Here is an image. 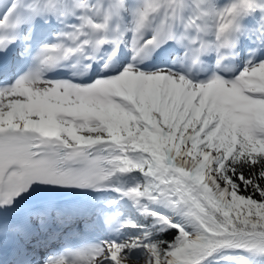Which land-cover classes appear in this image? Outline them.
<instances>
[{"label": "snow or ice", "instance_id": "1", "mask_svg": "<svg viewBox=\"0 0 264 264\" xmlns=\"http://www.w3.org/2000/svg\"><path fill=\"white\" fill-rule=\"evenodd\" d=\"M242 36L264 48V0H0L2 264L264 258V52L227 67Z\"/></svg>", "mask_w": 264, "mask_h": 264}, {"label": "rangeland", "instance_id": "2", "mask_svg": "<svg viewBox=\"0 0 264 264\" xmlns=\"http://www.w3.org/2000/svg\"><path fill=\"white\" fill-rule=\"evenodd\" d=\"M254 17H256L258 19V16H254ZM252 20H255V22H256L255 18L249 17L247 22H246L248 26H250V24L253 23V22L251 23ZM52 30H55V28ZM241 59L243 61V64H242V67H243L245 61L250 59L248 56L247 47L244 48L243 55H242ZM137 177H138V179H142V177H139L138 175H137ZM105 195H106V197L103 199V196H102V198L100 200L101 203L98 202V205L101 206L102 204H108L112 200H117L118 207H119L120 211L123 213L122 217L120 218L122 221L123 220H130V218L132 220L135 215H137V216L140 215V213L136 210V208L132 206L131 202L126 200V199H120L118 193L106 192ZM152 207L154 208V210H158L163 214H169V215L171 214L169 212V210H167V209H158L155 206H152ZM175 219L177 221H181V218L175 217ZM113 227L117 228V227H119V224H114ZM102 228H103V231L106 233L105 237L102 239L123 238L126 235L135 234L138 231L136 229H122L119 233V236H117V234L115 232L110 233L109 231L105 230V228L103 226H102ZM218 262H222V263H218V264H264V258L254 256L248 252L235 250V251L228 252L226 254V258L220 259Z\"/></svg>", "mask_w": 264, "mask_h": 264}, {"label": "bare ground", "instance_id": "3", "mask_svg": "<svg viewBox=\"0 0 264 264\" xmlns=\"http://www.w3.org/2000/svg\"><path fill=\"white\" fill-rule=\"evenodd\" d=\"M252 18H255L257 20L256 17H252ZM253 22V23H252ZM252 24H250V27L253 26L255 24V20H252L251 21ZM55 28V27H54ZM53 28V29H54ZM55 31V30H54ZM243 37V36H242ZM251 39V38H250ZM252 39H254V37H252ZM249 43V39L246 41L244 38L243 39H240V42L238 43L237 45V48L235 49V52L232 56H234L236 58V63L234 65V69L236 72H238L239 70L242 69V64H243V61L242 59L240 58L242 55H240V53L244 50V47L246 45V43ZM17 51H19V46L17 47ZM197 72V70L193 71V73L195 74ZM200 72V71H199ZM138 179V177H137ZM134 181L132 179H128V184H131L133 183ZM113 192V191H111ZM106 193V192H99V193H92L91 196H88V197H85L84 199L88 202V203H92V202H95L96 203V206H97V201L100 202L103 194ZM101 203V202H100ZM157 207L158 209H165L163 206H155ZM168 210V209H167ZM177 218H180V217H177ZM102 227V226H101ZM97 236L96 233H92L90 238L91 239H96L98 240L99 238L98 237H95Z\"/></svg>", "mask_w": 264, "mask_h": 264}, {"label": "trees", "instance_id": "4", "mask_svg": "<svg viewBox=\"0 0 264 264\" xmlns=\"http://www.w3.org/2000/svg\"><path fill=\"white\" fill-rule=\"evenodd\" d=\"M133 222H136L138 224H142V225H150L151 224V218L145 219L143 216L141 215H135L132 219ZM173 233L171 231L169 232H161L158 234V236H156L155 238L158 239H165V240H171L173 238Z\"/></svg>", "mask_w": 264, "mask_h": 264}]
</instances>
